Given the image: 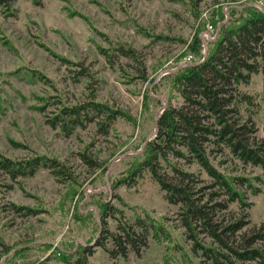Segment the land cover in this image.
Instances as JSON below:
<instances>
[{"label": "rangeland", "instance_id": "rangeland-1", "mask_svg": "<svg viewBox=\"0 0 264 264\" xmlns=\"http://www.w3.org/2000/svg\"><path fill=\"white\" fill-rule=\"evenodd\" d=\"M7 2L0 6V153L15 161L55 159L68 175L57 178L40 167L33 176L12 179L0 170V264H66L56 249L70 252L75 261L82 243L94 248L88 264H212L194 251L180 222V207L167 201L149 171L134 186L117 183L146 141L155 137L163 107L152 96L146 102V93L167 105L176 95L164 72L199 59L189 47L196 35L213 39V23L219 25L222 11L237 7L238 16L245 5L264 9V0ZM118 47L132 48L138 57L122 56ZM241 89L256 97L252 121L263 138V73L253 74ZM89 101L122 112L107 133L96 120L70 132L48 124L63 104ZM210 157L227 177H244L252 184L238 190L252 203L251 226L264 225L263 170L242 164L228 151ZM176 162L204 185L212 183L197 164ZM102 201L122 210L128 222L150 215L168 236H150L140 257L130 253L127 259H110L95 246L103 230ZM239 213L240 204L233 202L224 216L235 219ZM108 227L116 230L117 221L109 219ZM199 237L211 245L209 238Z\"/></svg>", "mask_w": 264, "mask_h": 264}, {"label": "trees", "instance_id": "trees-1", "mask_svg": "<svg viewBox=\"0 0 264 264\" xmlns=\"http://www.w3.org/2000/svg\"><path fill=\"white\" fill-rule=\"evenodd\" d=\"M32 1L41 4V0ZM7 4V0H0V6ZM238 11L231 7L221 12L219 25L213 23V39L204 41L200 34L196 35L189 47L199 59L185 62L163 76L171 80L176 97L165 105L158 96L146 93V102L152 96L164 107L157 118V136L142 146L136 162L117 183L134 186L149 171L167 201L180 207V222L194 251L212 264H264V225L251 226L248 210L252 203L238 190L240 186L252 188V184L244 177H227L210 157L211 153L228 151L242 164L260 167L264 173V137L257 136L252 121L258 103L254 95L241 89L251 82L253 74L264 75V9L245 5L237 16ZM227 14L231 19L226 21ZM116 50L125 57H138L132 48ZM176 99L182 101L175 102ZM117 114L121 116L122 112L89 101L63 104L47 122L53 128L59 126L70 132L86 121L96 120L99 130L107 133ZM180 159L197 164L212 183L204 185L198 175L182 169L176 162ZM40 167L49 168L57 178L68 175L65 166L55 159L35 156L15 161L0 153V170L12 179L33 176ZM259 191L257 187L253 189L254 194ZM233 202L240 204L239 216L227 219L224 213ZM99 209L103 230L95 246L103 248L114 261L127 259L130 253L140 257L150 236L160 240L163 233L167 235L164 227L148 214L137 215L134 222H128L122 210L106 201L100 203ZM109 219L117 221L116 230L109 229ZM200 235L209 238L211 245L203 242ZM90 246L80 244L75 261L70 252L60 248L55 252L66 264H88L87 257L94 253Z\"/></svg>", "mask_w": 264, "mask_h": 264}, {"label": "water", "instance_id": "water-1", "mask_svg": "<svg viewBox=\"0 0 264 264\" xmlns=\"http://www.w3.org/2000/svg\"><path fill=\"white\" fill-rule=\"evenodd\" d=\"M184 64H182L181 66H183ZM179 67H177L175 70H177ZM175 70H166L164 73L165 74H169V73H171V72H173V71H175ZM164 110V107L161 109V111H163ZM158 118V117H157ZM156 125H157V119H156ZM157 131H158V128H157V126H156V129H155V133H154V136L156 137L157 136ZM149 140H151V138H149L146 142H148Z\"/></svg>", "mask_w": 264, "mask_h": 264}, {"label": "built area", "instance_id": "built-area-1", "mask_svg": "<svg viewBox=\"0 0 264 264\" xmlns=\"http://www.w3.org/2000/svg\"><path fill=\"white\" fill-rule=\"evenodd\" d=\"M212 28V27H211ZM214 30V28H212Z\"/></svg>", "mask_w": 264, "mask_h": 264}]
</instances>
